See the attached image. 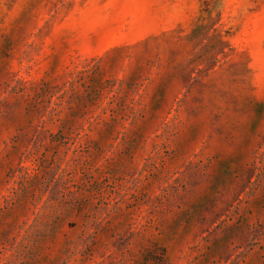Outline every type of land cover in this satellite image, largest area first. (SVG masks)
<instances>
[{
    "label": "rangeland",
    "instance_id": "374dc122",
    "mask_svg": "<svg viewBox=\"0 0 264 264\" xmlns=\"http://www.w3.org/2000/svg\"><path fill=\"white\" fill-rule=\"evenodd\" d=\"M0 264H264V0H0Z\"/></svg>",
    "mask_w": 264,
    "mask_h": 264
}]
</instances>
